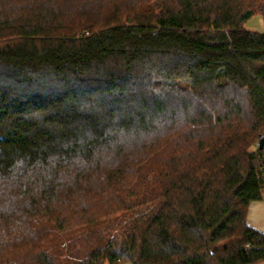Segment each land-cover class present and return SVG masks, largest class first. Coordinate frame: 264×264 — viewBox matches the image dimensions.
I'll return each mask as SVG.
<instances>
[{
    "label": "trees",
    "instance_id": "trees-1",
    "mask_svg": "<svg viewBox=\"0 0 264 264\" xmlns=\"http://www.w3.org/2000/svg\"><path fill=\"white\" fill-rule=\"evenodd\" d=\"M254 15L264 0H0V264L264 263Z\"/></svg>",
    "mask_w": 264,
    "mask_h": 264
},
{
    "label": "crops",
    "instance_id": "crops-1",
    "mask_svg": "<svg viewBox=\"0 0 264 264\" xmlns=\"http://www.w3.org/2000/svg\"><path fill=\"white\" fill-rule=\"evenodd\" d=\"M247 222L251 227L264 233V197L262 200H257L250 203Z\"/></svg>",
    "mask_w": 264,
    "mask_h": 264
},
{
    "label": "rangeland",
    "instance_id": "rangeland-1",
    "mask_svg": "<svg viewBox=\"0 0 264 264\" xmlns=\"http://www.w3.org/2000/svg\"><path fill=\"white\" fill-rule=\"evenodd\" d=\"M245 26L251 31L264 32V19L260 15H254L247 21Z\"/></svg>",
    "mask_w": 264,
    "mask_h": 264
},
{
    "label": "water",
    "instance_id": "water-1",
    "mask_svg": "<svg viewBox=\"0 0 264 264\" xmlns=\"http://www.w3.org/2000/svg\"><path fill=\"white\" fill-rule=\"evenodd\" d=\"M258 147L260 149H264V136L260 138L259 143H258Z\"/></svg>",
    "mask_w": 264,
    "mask_h": 264
},
{
    "label": "clouds",
    "instance_id": "clouds-1",
    "mask_svg": "<svg viewBox=\"0 0 264 264\" xmlns=\"http://www.w3.org/2000/svg\"><path fill=\"white\" fill-rule=\"evenodd\" d=\"M23 163H24V161H22V160H17V161H15V165H16V166H22Z\"/></svg>",
    "mask_w": 264,
    "mask_h": 264
}]
</instances>
